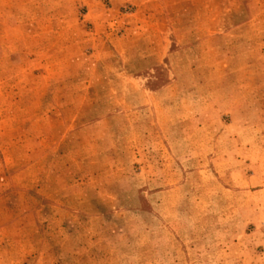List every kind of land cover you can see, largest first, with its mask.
I'll list each match as a JSON object with an SVG mask.
<instances>
[{
    "label": "rangeland",
    "instance_id": "obj_1",
    "mask_svg": "<svg viewBox=\"0 0 264 264\" xmlns=\"http://www.w3.org/2000/svg\"><path fill=\"white\" fill-rule=\"evenodd\" d=\"M0 264H264V0H0Z\"/></svg>",
    "mask_w": 264,
    "mask_h": 264
}]
</instances>
